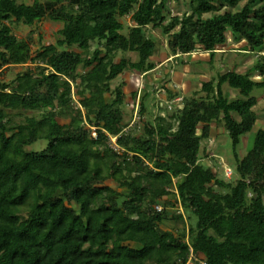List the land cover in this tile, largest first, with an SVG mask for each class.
Wrapping results in <instances>:
<instances>
[{
	"label": "trees",
	"instance_id": "1",
	"mask_svg": "<svg viewBox=\"0 0 264 264\" xmlns=\"http://www.w3.org/2000/svg\"><path fill=\"white\" fill-rule=\"evenodd\" d=\"M170 1L0 0V69L29 66L0 83V264H188L191 255L194 264H264V130L243 159L236 153L257 123L252 93L264 89V0H187L181 16ZM43 21L62 29L35 52L33 33L18 39L10 26ZM150 27L166 38L168 57L203 51L212 63L231 38L245 44L237 56L255 62L203 82L155 123L141 120L144 93L139 133L124 85L112 82L156 69ZM214 124L234 151L229 181L202 161ZM38 141L42 151L26 150Z\"/></svg>",
	"mask_w": 264,
	"mask_h": 264
},
{
	"label": "rangeland",
	"instance_id": "2",
	"mask_svg": "<svg viewBox=\"0 0 264 264\" xmlns=\"http://www.w3.org/2000/svg\"><path fill=\"white\" fill-rule=\"evenodd\" d=\"M17 2L24 3L26 5H32L34 3V0H17ZM169 9L172 16H181L188 10L187 0H171ZM122 22L126 27L130 26L131 18L127 17L123 19ZM10 26L13 33L17 36L18 39H27V37L31 33H33L32 52H35L38 48H40L41 44H56L59 38L58 32L62 29L61 24L49 21L36 23L33 27H26L24 25L16 24H12ZM149 33L157 43V49L151 61H154L157 64L162 61H166L165 59L168 58L166 38L161 35L159 29H152L150 27ZM229 42V46L231 47L227 46L223 48L226 52L224 54H218L215 57L214 62H212L211 64L204 62L203 59L200 58H190L192 60L188 62L189 59L187 57L186 59H178L180 60V64H178L177 59L170 58L169 61L164 64L165 67L159 66V68L155 70L154 73L150 72L149 74L144 76H136L133 73L125 72L115 81H113V89L120 84L124 85L125 109L129 114L128 118L132 116L130 122H132L133 118H135L136 126L138 128L135 129V131L137 130L139 133H141L142 125H140L141 123H138L141 122L139 121V112L137 111V114H135V116H133L134 114L132 115L131 113L133 103L131 100L132 91H138L140 98L144 95V93L148 94V97L145 101V115L144 117H141V120L145 119L155 123V119L157 117L161 116L167 118L168 114L173 112L175 109L174 106L173 110H169L167 107H165L168 106L165 103L172 100H169L167 92L163 89V87H166L168 91L172 92L173 95H176V98L184 99L186 97H191L196 92H198L201 89V85L203 82L210 81L212 78H217L219 74H222L226 71L234 69L238 73H245L250 68V66H252L253 62H255L256 56L245 55L248 57H246L245 60L242 59L240 57V54L233 53L232 51H239L243 43L234 44L232 41ZM94 47L95 46H93L92 49H94ZM219 55H223V58ZM123 57L132 60L135 59V55L132 54H119L117 57V61H119V59ZM185 60H187V62ZM185 64L189 65L187 66ZM28 67L29 66L8 67L0 69V83H11L15 79V76L17 74L23 73ZM164 69L167 71V75L171 76L169 77V80L167 75L163 72ZM183 74V80L179 79V77H181V75ZM254 80L259 82L261 79L256 77ZM223 92L228 96L230 100L239 97L238 92L228 88L227 86L224 87ZM252 97L256 98L257 100V106L255 108L257 123L254 129L249 134L241 138V142L236 150L239 159H243L252 149L257 132L260 129L264 130V89L255 90L252 93ZM162 99L166 101H162ZM182 104L183 102L179 103L178 106H180L181 108ZM37 115L39 116L40 114ZM15 121L20 122L21 118H15ZM131 130H134L133 127L130 128L128 133ZM45 147V142L38 141L37 143L27 147L26 150L40 152ZM201 147L204 148L205 151L209 152V157H202V161H205V163L203 164L213 167L218 176L225 181L231 180L234 176L233 171L236 166L234 151L231 145V141L227 133L223 130L221 124H214L210 139L206 142H203ZM226 170H230L232 172V176L230 179L225 175ZM181 213L183 214L182 211ZM168 224H170L171 226L173 225L171 223Z\"/></svg>",
	"mask_w": 264,
	"mask_h": 264
},
{
	"label": "built area",
	"instance_id": "3",
	"mask_svg": "<svg viewBox=\"0 0 264 264\" xmlns=\"http://www.w3.org/2000/svg\"><path fill=\"white\" fill-rule=\"evenodd\" d=\"M139 98H140V95L138 94L137 100L134 103H132V109H133V112H134V116H135V114H137V111H139ZM162 101H166V100L162 99ZM182 101H183V99H181V98H175L174 100H172L170 102H166L165 104L168 105L166 107L169 110H173V106L180 108V106H178V104L181 103ZM161 104H162V102H161ZM133 125H134V123H132L127 129H125L124 130V134H128V131L130 130V128L133 127ZM106 136L108 137V146H109V148L115 153H122L123 149L121 148L120 145H118V137H112V136H110L108 134H106ZM91 137L93 139H97V132H96L95 128L91 129ZM225 175H226L227 178L230 179L231 176H232V172L230 170H226ZM174 184H175V182H174ZM174 188H173V190H174L175 194H177V191ZM155 209L158 212H161L163 210V208L161 206H156ZM196 259L197 258L195 256L191 255L190 259L188 261V264H194ZM202 264H204V263H202Z\"/></svg>",
	"mask_w": 264,
	"mask_h": 264
},
{
	"label": "crops",
	"instance_id": "4",
	"mask_svg": "<svg viewBox=\"0 0 264 264\" xmlns=\"http://www.w3.org/2000/svg\"><path fill=\"white\" fill-rule=\"evenodd\" d=\"M229 41H232L231 40V38H229L228 39V46H229ZM243 43V42H242ZM241 43V44H242ZM240 44V45H241ZM229 47H231V46H229ZM244 47H245V44L243 43L242 45H241V48L239 49V51H232L233 53H237V54H240L241 52H243L242 50L244 49ZM226 51H225V49H220V50H218V51H216V55H215V57L218 55V54H224ZM219 56H222V58H223V55H219ZM215 57H214V59H213V62H214V60H215ZM170 58H172L173 59V57H168V58H166L165 60L166 61H162V62H160L159 64H157V67H156V69L155 70H157L158 68H159V66H163V67H165L164 66V64L166 63V62H168L169 61V59ZM181 58H185L186 59V57L184 56V57H179V58H175V59H177V63L178 64H180V60H178V59H181ZM187 58L189 59L188 60V62L189 61H191L192 59H190V58H194V59H197V58H200V59H203V61L204 62H206V63H210L211 64V62H210V59H209V55L206 53V52H200V51H198L197 53H195V54H193L191 57H189V56H187ZM242 59H246V57H241ZM206 60V61H205ZM186 62H187V60H185ZM176 63V64H177ZM185 65H189V64H185ZM186 66V67H187ZM154 70V71H155ZM154 71H152V73H154ZM163 72L167 75L168 73H167V71L164 69L163 70ZM179 73V72H178ZM182 74V73H181ZM184 74H185V72H184ZM184 74L183 75H181V77H179V79H181V80H183V76H184ZM147 75V74H146ZM154 77V76H153ZM167 77H168V80H169V77H171L170 75L168 76L167 75ZM172 80V79H171Z\"/></svg>",
	"mask_w": 264,
	"mask_h": 264
}]
</instances>
